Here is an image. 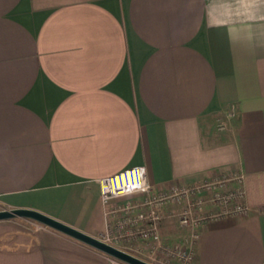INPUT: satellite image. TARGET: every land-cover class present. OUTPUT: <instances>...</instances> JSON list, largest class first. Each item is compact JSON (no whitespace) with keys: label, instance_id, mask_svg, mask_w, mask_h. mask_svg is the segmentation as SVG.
Wrapping results in <instances>:
<instances>
[{"label":"crops","instance_id":"0c3cea01","mask_svg":"<svg viewBox=\"0 0 264 264\" xmlns=\"http://www.w3.org/2000/svg\"><path fill=\"white\" fill-rule=\"evenodd\" d=\"M243 177L244 216L203 222L192 264H264V0H0V205L97 237V179ZM172 207L160 238L186 243ZM35 220H0V264H109ZM51 229V228H50Z\"/></svg>","mask_w":264,"mask_h":264},{"label":"built area","instance_id":"2783aa9c","mask_svg":"<svg viewBox=\"0 0 264 264\" xmlns=\"http://www.w3.org/2000/svg\"><path fill=\"white\" fill-rule=\"evenodd\" d=\"M98 198L106 205L115 198L138 193L136 201L126 200L109 211L121 215L105 218L102 232L95 237L100 242L120 249H139L140 245L155 251L167 264H192L194 246L203 222L222 217H239L248 212L243 177L236 170H214L195 185L172 184L152 187L146 179L144 166H132L97 179ZM172 207L179 228L189 231L184 244L169 243L160 238L163 210ZM35 230L50 228L32 223ZM132 255V254H131ZM109 264H126L107 255Z\"/></svg>","mask_w":264,"mask_h":264},{"label":"water","instance_id":"95a60500","mask_svg":"<svg viewBox=\"0 0 264 264\" xmlns=\"http://www.w3.org/2000/svg\"><path fill=\"white\" fill-rule=\"evenodd\" d=\"M13 217H24V218L35 220L51 228L52 230H55L75 240H78L108 256H111L122 262H125L126 264H150L125 251H122L110 245L104 244L100 242L98 239H96L95 237L81 233L77 231L76 229L69 227L37 211L30 210V209H21V208L0 210V220L13 218Z\"/></svg>","mask_w":264,"mask_h":264},{"label":"rangeland","instance_id":"374dc122","mask_svg":"<svg viewBox=\"0 0 264 264\" xmlns=\"http://www.w3.org/2000/svg\"><path fill=\"white\" fill-rule=\"evenodd\" d=\"M0 208H1V205H0ZM34 223L41 224L39 222H34ZM176 227H178L177 224H176ZM178 229H179V227H178ZM181 229H186V228H181ZM42 231H44V230H42ZM53 231L54 230L50 229L47 232H52L53 233ZM54 232H56V231H54ZM56 233H58V232H56ZM167 242H169V241H167ZM169 243L184 244V243H182L180 241H178V242H169ZM140 246H141V248H139V249H128V248H125L123 250L125 252L129 253V254H132V255L136 256L137 258H139V259H141V260H143L145 262L150 263V264H167V263H165L163 261V259L158 254H156L155 251L151 252L148 249V247H143L142 245H140Z\"/></svg>","mask_w":264,"mask_h":264}]
</instances>
